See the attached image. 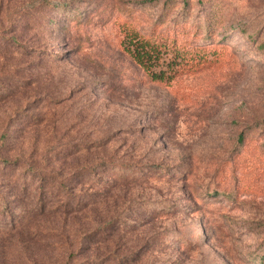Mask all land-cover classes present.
Here are the masks:
<instances>
[{
    "label": "rangeland",
    "instance_id": "1",
    "mask_svg": "<svg viewBox=\"0 0 264 264\" xmlns=\"http://www.w3.org/2000/svg\"><path fill=\"white\" fill-rule=\"evenodd\" d=\"M144 1L0 0V264H264V0Z\"/></svg>",
    "mask_w": 264,
    "mask_h": 264
},
{
    "label": "trees",
    "instance_id": "2",
    "mask_svg": "<svg viewBox=\"0 0 264 264\" xmlns=\"http://www.w3.org/2000/svg\"><path fill=\"white\" fill-rule=\"evenodd\" d=\"M126 28L122 41L124 51L153 81L171 80V45L158 37L146 36L132 26ZM201 50L203 57H207L209 50Z\"/></svg>",
    "mask_w": 264,
    "mask_h": 264
}]
</instances>
